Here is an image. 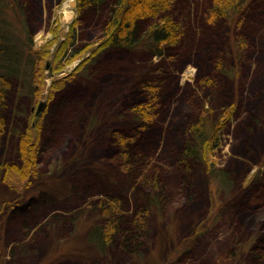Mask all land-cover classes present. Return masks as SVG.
I'll use <instances>...</instances> for the list:
<instances>
[{
	"label": "rangeland",
	"instance_id": "374dc122",
	"mask_svg": "<svg viewBox=\"0 0 264 264\" xmlns=\"http://www.w3.org/2000/svg\"><path fill=\"white\" fill-rule=\"evenodd\" d=\"M5 1V14L13 21V0ZM176 1L172 11L185 28L186 39L180 46L185 56L167 57L164 64L163 59L144 50L110 48L101 53L103 39L98 36L90 39L92 42L79 43L78 54L70 44L63 45L54 69L50 59L46 69L44 56L51 55L67 40L79 14L70 0H62L54 6L51 18L44 17L43 29L34 36V95L28 89L25 94L12 93L10 124L17 131L29 128L25 142L31 145L38 132L44 131L51 104L65 98L75 108L72 112L77 116V132L68 147L45 157L40 168L29 165L25 153L26 157L21 155L15 134L5 139L0 149V161L8 164L0 168V264H115L114 255L99 240L100 216L87 208V196L106 193L108 185L102 184L105 182L130 190L116 157L115 135L132 131L135 113L130 107L141 99L140 89L134 84L139 73L152 70L165 77L167 89H163L172 107L169 116L165 119L161 115L165 120H156L149 133L153 143L148 149L155 152L152 161L161 157L165 168L175 167L174 155L183 143V127L179 125L174 133L179 135V144H174V136L170 142V122L181 121L183 125L188 118L180 115L182 110L191 108L189 104L210 107L214 114L223 108L222 112L229 111L233 118L220 133L218 143L211 140L210 148H204L208 152L206 161L196 159L189 163L183 192H170V210L161 214L157 206H152L150 230L143 247L122 264H259L247 250L264 238V213L246 232L234 227L241 222V213L257 205L259 197H252L253 185L248 188V183L261 166L264 168V83L252 91L264 53V0L253 1L238 30L228 28L223 20L212 22L208 18L209 0ZM205 33L215 37L208 45L218 42L215 51L205 53ZM248 42L249 46H244ZM191 48L194 51L188 55ZM88 54L91 57L65 77L80 56ZM157 62L165 69L154 71L152 64ZM58 78L64 81L59 89L52 84ZM41 102L45 107L38 113ZM248 134L254 141L242 149L241 143ZM221 167L231 175L228 179L221 176ZM111 191L108 193L117 194L116 190ZM41 194L45 204L36 208V214L41 216L38 219L54 213L75 215L70 235L60 237L59 225L53 224L41 242L29 238L27 243L13 240L12 223L6 221L8 213ZM239 240L246 241L237 247Z\"/></svg>",
	"mask_w": 264,
	"mask_h": 264
},
{
	"label": "trees",
	"instance_id": "16d2710c",
	"mask_svg": "<svg viewBox=\"0 0 264 264\" xmlns=\"http://www.w3.org/2000/svg\"><path fill=\"white\" fill-rule=\"evenodd\" d=\"M253 1L209 0L208 18L212 22L223 20L228 28L238 30L239 24L241 26L247 18L249 6ZM61 2L62 0H13L10 4L14 13L12 21L5 14L6 1L0 0V149L5 139L8 138L7 136L15 134L18 137V150L21 155L25 153L29 158V165L37 166V168L43 166L45 157L68 147L70 141L73 140L77 132L75 127L77 116H73L72 112L74 107L65 98L55 100L47 114L44 131L40 130L35 143L29 145L25 142L30 133L29 128L17 131V129L13 130L10 124V117H12L10 97L12 93L18 95V91L25 94L27 89L34 95V77L37 75L32 56L35 49L34 36L37 30L43 29L44 17L50 16L51 18L54 6ZM175 2L177 1L77 0L78 19L72 24L67 40L58 45L51 55L46 53L43 58L44 67L46 68L47 60L50 59L51 67L54 69L55 62L59 59V52L64 49L63 45L70 44L73 46V51L76 50L74 53L78 54L79 43L92 42L91 40L98 36L103 39L101 53L110 48L144 50L148 51L152 57L158 56L160 60L163 59L161 64H164L167 57L173 58L176 55L175 59H181L185 56L180 47L185 42L183 39H186L185 28L183 22L175 18L172 11ZM204 36L205 44L215 38L210 37L208 33ZM208 44L204 48L205 53L215 51L218 42L216 41L212 46ZM184 45L187 46V43ZM244 46H249V42ZM193 51L194 48H191L188 55H192ZM90 57L91 54L80 56V62L65 77L70 76ZM260 63L262 66L257 81L252 86V91L264 83V53ZM152 66L155 68L154 71L165 69L160 66L159 62L153 63ZM153 73V70L149 73H139L134 84L140 89L138 94L140 93L141 99L130 107L132 113H135L132 116L135 119L132 131H119L115 135V141L118 143L116 157L121 163L124 175L128 178L130 190L125 191L118 184L105 182L102 184L108 185L105 187L106 193L87 196V202L90 201L87 208L96 210L100 216V228L97 231L99 240L102 246L114 255L115 264L126 262L128 257L136 255L141 250L149 234L152 206H157L161 214L170 210L172 202L170 192H183L188 178L186 172L189 170L186 168L189 167V163L196 159L206 161L208 152L206 154L204 148H210L211 140L218 143V138H221V134L233 118V114L230 115L229 111L222 112L223 108L214 114V109L210 107L206 109L204 106L201 108V106L195 107L189 104L191 108L187 112L182 110L180 115L181 118L185 116L188 118L183 125L181 121L170 122L169 131L172 134L170 142L174 136V144H179V135L176 137L174 133L179 125L183 127V138L180 136L183 143L178 152L174 150L175 153L177 152L174 155L175 167L165 168L160 160L161 157L152 161L155 152L148 149L153 143L149 133L155 126L156 120L158 121L161 115H164L166 119L172 110L171 103L168 98L166 99L163 89H167V86L164 87L165 77ZM38 77L40 75L37 79ZM63 78L53 81V87L61 88L64 83ZM37 94L38 91H36ZM172 118L176 117H171L170 120ZM197 140H199L198 143H196ZM253 141L250 134L244 136V143H241L242 149L250 146ZM4 165L8 164H2L0 161L1 169ZM262 165L264 166V160ZM261 168L259 173L251 176L248 183L250 185L248 188L253 185L252 197L255 200L259 197L257 205L246 213L242 211L241 222L234 227L236 230L246 232V229L255 226L260 215L264 213V187H261L264 185V168L262 166ZM181 170L184 175L179 177ZM220 171L224 178L228 179L231 176L222 167ZM187 185H190V182ZM255 186H259L260 189H255ZM106 190L103 189V191ZM111 190H116L114 192L117 194L108 193L113 192ZM255 193L259 195L256 196ZM43 195L30 198L8 213L6 221L12 223L13 240L27 243L28 240L33 242L38 239L41 242L43 241L42 236L49 235L53 224L59 225L60 237L70 235L75 224V215L54 213L46 218L38 219L41 216L37 215L36 208L40 207L41 203L45 204L41 200ZM245 241L239 240L235 245L239 247ZM247 252L257 259L259 264H264V238L258 239Z\"/></svg>",
	"mask_w": 264,
	"mask_h": 264
},
{
	"label": "water",
	"instance_id": "95a60500",
	"mask_svg": "<svg viewBox=\"0 0 264 264\" xmlns=\"http://www.w3.org/2000/svg\"><path fill=\"white\" fill-rule=\"evenodd\" d=\"M70 1L73 3L74 6H77V1L76 0H70ZM44 106H45V103L41 102L40 105H39V107H38V110H37L38 113L40 111H42V109L44 108Z\"/></svg>",
	"mask_w": 264,
	"mask_h": 264
}]
</instances>
